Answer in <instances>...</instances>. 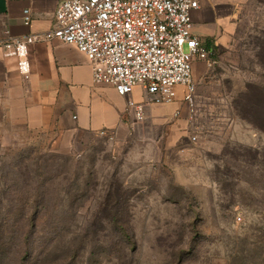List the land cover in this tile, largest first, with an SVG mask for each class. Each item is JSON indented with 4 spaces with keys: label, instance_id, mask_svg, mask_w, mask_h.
<instances>
[{
    "label": "rangeland",
    "instance_id": "obj_1",
    "mask_svg": "<svg viewBox=\"0 0 264 264\" xmlns=\"http://www.w3.org/2000/svg\"><path fill=\"white\" fill-rule=\"evenodd\" d=\"M240 16L190 118L177 88L122 135L0 142V264H264V0Z\"/></svg>",
    "mask_w": 264,
    "mask_h": 264
},
{
    "label": "crops",
    "instance_id": "obj_2",
    "mask_svg": "<svg viewBox=\"0 0 264 264\" xmlns=\"http://www.w3.org/2000/svg\"><path fill=\"white\" fill-rule=\"evenodd\" d=\"M62 1L67 0H0V37L5 30L14 37L47 32ZM246 2L198 0L199 8L191 13L192 35L214 54L215 64L233 43ZM24 10L29 11L27 24ZM28 62L29 73L22 76L15 58L4 57L0 49V142L70 143L82 135L116 136L134 129L126 103L143 101L140 88L120 97L111 87L94 84L84 55L57 40L32 44ZM196 66L202 70L194 71V79L205 77V64L194 62L192 69ZM151 107L156 106L146 107L145 117L164 120Z\"/></svg>",
    "mask_w": 264,
    "mask_h": 264
},
{
    "label": "built area",
    "instance_id": "obj_3",
    "mask_svg": "<svg viewBox=\"0 0 264 264\" xmlns=\"http://www.w3.org/2000/svg\"><path fill=\"white\" fill-rule=\"evenodd\" d=\"M198 8V0L62 1L50 30L24 37L2 31L0 49L4 57L15 58L19 74L26 76L29 47L57 40L84 55L94 84L109 86L120 97L141 89L142 102L126 103L133 125L144 120L146 107L175 102L177 88L184 91L182 101L190 118L196 88L192 65L215 64L212 52L191 32V13ZM29 20V11L24 10L22 22ZM179 116L176 110L171 118Z\"/></svg>",
    "mask_w": 264,
    "mask_h": 264
},
{
    "label": "trees",
    "instance_id": "obj_4",
    "mask_svg": "<svg viewBox=\"0 0 264 264\" xmlns=\"http://www.w3.org/2000/svg\"><path fill=\"white\" fill-rule=\"evenodd\" d=\"M206 48V47H205ZM207 49V48H206ZM208 50V49H207ZM214 54L212 53V56H213Z\"/></svg>",
    "mask_w": 264,
    "mask_h": 264
}]
</instances>
